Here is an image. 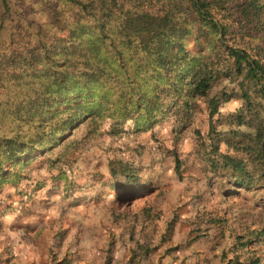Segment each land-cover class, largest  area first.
I'll use <instances>...</instances> for the list:
<instances>
[{"label": "trees", "instance_id": "trees-1", "mask_svg": "<svg viewBox=\"0 0 264 264\" xmlns=\"http://www.w3.org/2000/svg\"><path fill=\"white\" fill-rule=\"evenodd\" d=\"M231 98L241 106L225 122L218 108ZM198 100L208 130L194 132L212 172L260 186L264 0H0V196L5 186L25 194L31 164L65 179L105 125L116 135L130 120L132 134L171 117L178 137L193 125ZM221 123L233 125L225 140ZM221 143L234 155L217 159ZM115 164L111 176L123 175L133 197L138 176Z\"/></svg>", "mask_w": 264, "mask_h": 264}, {"label": "rangeland", "instance_id": "rangeland-1", "mask_svg": "<svg viewBox=\"0 0 264 264\" xmlns=\"http://www.w3.org/2000/svg\"><path fill=\"white\" fill-rule=\"evenodd\" d=\"M240 106L231 98L218 112L227 122ZM207 113L198 100L193 125L178 137L171 117L132 134L130 120L116 135L105 125L65 179L31 164L25 194L1 190L0 264H264V180L246 189L212 172L194 132L206 134ZM232 127L216 131L225 140ZM234 152L221 143L215 155ZM111 161L133 167L141 184L133 197L123 175L111 176Z\"/></svg>", "mask_w": 264, "mask_h": 264}]
</instances>
